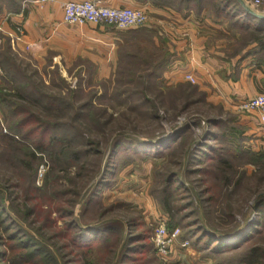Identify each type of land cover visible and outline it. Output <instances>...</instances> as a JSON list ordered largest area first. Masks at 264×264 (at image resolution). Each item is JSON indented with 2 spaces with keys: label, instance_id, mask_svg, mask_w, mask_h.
<instances>
[{
  "label": "rangeland",
  "instance_id": "rangeland-1",
  "mask_svg": "<svg viewBox=\"0 0 264 264\" xmlns=\"http://www.w3.org/2000/svg\"><path fill=\"white\" fill-rule=\"evenodd\" d=\"M244 1L255 11L264 7L263 0L258 7H254L251 0ZM223 18L228 19L224 15ZM154 27L147 20L142 28L136 29L139 30L136 36L124 43L121 50V55L125 56L119 61L122 74L108 79H99L91 63L82 58L73 60L50 49L36 54L30 47L22 49L16 42L2 37L0 65H11L19 78L27 79L44 95L39 97L40 108L30 107L18 99L13 102L45 123L58 126L55 131L66 132L71 141L70 152L79 154L78 167L56 173L55 178L62 187L57 197L54 194L51 197L44 192H25L29 187V174L23 162L29 159L26 157L29 152L27 149L14 152L6 145L7 141H0V154L4 155L2 160L0 156V205L19 229L52 252L60 264L74 258L67 248L66 227L71 222L83 228L113 223L120 226V231L110 236L113 252H94L89 258L94 264H118L125 247L124 236L131 233L145 234V243L151 247L147 255L136 260L137 264H240L249 249L264 250V206L260 213L255 209L257 203L264 200V160L243 154L220 138L231 135L233 130L241 132L244 128L240 118L246 113L239 108L234 111L225 107L212 99L210 91L196 84L166 83L162 79L161 63L169 58V47L161 27ZM239 31L247 38L253 36L246 30L239 28ZM12 71H4L0 66V86L7 93H14L16 88L13 81L7 82ZM46 98L60 100L61 104L54 105L60 107L52 106L49 113L42 111ZM4 113L7 121L3 122L1 132L7 134L17 118H11L6 108ZM210 120L219 125L211 127ZM183 128H186L184 141L171 146L172 154L165 151L162 157H140L131 142H125L119 155L111 157V148L118 140L159 143ZM211 134L217 138V141L209 140L218 148L214 156L222 154L229 164L223 169L219 161L207 159L203 166L190 165L188 159L192 150L204 144ZM247 139L244 151L264 156ZM25 144L34 147L31 139L25 140ZM108 162L113 169L107 186L86 210L91 190ZM36 166L35 185L41 187L53 166L47 155L36 161ZM196 167H201L204 173L191 170ZM171 175L177 176L182 186L180 199L171 203L174 220L159 200L165 181ZM74 191L79 195L72 194ZM74 201L76 205L72 206ZM20 209L23 213L32 210L34 215H16ZM68 212H73V216L65 217ZM161 218L168 221V227L172 220L174 227L169 229L180 232L179 246L176 245L178 256L170 263L156 256L152 244L155 226ZM130 222L134 223L133 227ZM257 223V229L239 247L216 253L204 245L205 231L222 238ZM198 237L202 241L195 245ZM183 241H188L190 246L181 248ZM4 249L0 243V251ZM124 261L133 263L132 259Z\"/></svg>",
  "mask_w": 264,
  "mask_h": 264
},
{
  "label": "crops",
  "instance_id": "crops-1",
  "mask_svg": "<svg viewBox=\"0 0 264 264\" xmlns=\"http://www.w3.org/2000/svg\"><path fill=\"white\" fill-rule=\"evenodd\" d=\"M100 1L114 8L142 7L148 23L155 26L153 29L161 27L169 47V58L162 69L166 83L185 82L184 75L192 74L197 87L210 91L212 99L234 111L240 101L264 93V20L249 18L253 26L263 30L252 34L250 27H244L242 30L253 35L247 38L233 24L235 18L225 21L218 16L211 1L204 4L194 1L187 7L185 3L176 7L175 3L158 0ZM237 1L264 16V7L255 11L244 0ZM240 19L244 20V15ZM18 27L24 29L16 42L18 47L28 46L36 54L50 49L73 60L82 58L91 63L99 79L115 75L121 48L131 39L130 32L136 30L67 25L58 2L0 0L1 36L14 42ZM240 122L249 142L264 153V123L254 113L243 114ZM177 256L176 250L174 259Z\"/></svg>",
  "mask_w": 264,
  "mask_h": 264
},
{
  "label": "trees",
  "instance_id": "trees-1",
  "mask_svg": "<svg viewBox=\"0 0 264 264\" xmlns=\"http://www.w3.org/2000/svg\"><path fill=\"white\" fill-rule=\"evenodd\" d=\"M145 1V0H139ZM162 3H175L176 7H181L183 4H186V7L191 2H196L198 4H203L205 1L209 0H158ZM212 1V0H211ZM213 8L218 14V16L223 15L228 18V20H232L235 18L236 21L233 23L235 26L243 29L251 28L252 34H257L261 32L263 29L260 26H253L249 18H254L249 12L248 7L244 4H240L237 0H226L225 2L222 0H213ZM250 10V9H249ZM244 15V20L240 19L241 16ZM256 20V19H255ZM139 30L131 31V39L134 38L135 33H138ZM130 39V40H131ZM130 42V41H129ZM122 50V48H121ZM128 58L130 56L126 55ZM124 55H121L119 61L124 58ZM167 59L162 61L161 69H163L167 63ZM164 62V63H163ZM4 71L13 70L11 65L5 66L1 63L0 65ZM7 67V68H6ZM121 68H119L115 73L121 75ZM14 71V70H13ZM9 74L10 80L7 82L13 81L15 84L14 93H7L3 87L0 86V141H7V146L14 152L19 150H28V154H26L27 161L23 162V168L29 174V187L25 192H44L49 193V196L57 197L59 193V189L62 187L55 178L56 173L60 170H69L72 167H78L76 162L79 160L78 153L70 152V143L66 137V132H57L54 129L57 127L55 125H51L45 123L29 110L25 108L19 107L20 104L13 102V99H18L21 102H24L30 107L40 106L39 97L43 98V94L40 93L35 87H33L30 83L27 82V79L19 78L16 73ZM11 75V76H10ZM27 82V83H25ZM197 87V86H196ZM46 104L42 107V111L49 113L50 108L55 104L60 103V100H50L46 98ZM61 104V103H60ZM55 108H59L60 106H54ZM8 111L11 118H17V120L10 126V132L7 134H3L1 131L3 122H6V114L4 113V109ZM40 108V107H39ZM57 118V117H56ZM209 124L211 127H216L219 125V122L215 120H210ZM186 128H183L176 132L170 138H167L159 143L152 142H141L137 139H123L116 141L111 148V157H115L119 155V149L122 147L125 142H131L132 148L136 154L140 155V157H162L165 155V151H168L169 154H172L171 146L176 144L177 146L184 141V133ZM19 135L21 136V140L19 139ZM222 142L227 141L232 147H235L239 152L243 154H247L250 157L256 160H264L263 155L253 154L249 152H245L244 150V141L247 139L245 136V130L243 129L241 132L233 130L232 134L228 136H221ZM31 139L32 145L34 147H29L25 144V140ZM216 140V135H210L204 142V144H200L196 149L192 150L189 155L188 162L190 165H199L203 166V163L209 159L210 162L219 161L223 166V169L229 164L227 158L224 156H214V153L218 152V148H215L211 145L209 140ZM248 140V139H247ZM241 142V143H238ZM92 145V144H91ZM162 147V148H161ZM33 148V149H31ZM228 151V149H227ZM212 153V154H211ZM40 155V156H39ZM43 155H47L49 158L53 168L50 173H48L44 179L43 185L38 187L35 185V179L37 175V166L36 161L41 160ZM1 160L4 159V155L0 154ZM111 162L105 164L103 169L102 176L100 179L94 184L91 194L88 197L85 205V209L87 210L94 198L101 194L104 188H106L108 183V176L112 174ZM192 171H198L196 173L203 174L201 167H196L191 169ZM93 177V176H92ZM177 176L171 175L165 181V186L161 192V201L162 206L165 210L171 215V219L174 220V211L171 208V203L175 202L180 193V189L182 188L179 180L176 179ZM72 194L79 195L78 192L74 191ZM37 197V196H36ZM35 197V198H36ZM49 199V198H48ZM27 200V199H25ZM51 199H49L50 201ZM76 202L72 203V206H75ZM264 206V200L259 201L255 207L256 212L260 213L261 208ZM21 209H24L25 205L21 206ZM27 208V206H26ZM18 210L16 215L31 217L34 215L32 210L23 211ZM73 212H68L65 217H72ZM6 214L4 208L0 205V243L5 247L3 251H0V264H60L56 259H54V254L43 247L37 240L32 238L31 235L23 232L14 221L11 220ZM169 223V227L173 228V221ZM131 227L134 226V223H129ZM117 223L113 224H103L100 226L92 227V228H83L80 225L74 224L73 222L69 223L66 229L67 237H68V246L70 253L74 255V258L70 260V262L64 261V264L73 263V264H94V261L90 260L94 252H99L104 250V253L113 252V249L110 248L112 245L110 243V236L117 234L120 231V226H115ZM258 223L252 226H247L242 231H235L233 236H229L225 234L222 238H218L215 234L205 231L203 236L206 237V242L204 245L208 247L210 251L214 250L216 253H224L227 250H231L233 248L239 247L240 244L244 243L257 229ZM203 229V228H202ZM20 231H22L20 233ZM233 233V232H232ZM125 235V233H124ZM126 237L125 247L121 252L118 264H125L124 260L132 259V264L135 263L136 260H141L144 255H147L150 250V244L145 243L147 240V236L143 233L129 234ZM107 239V240H106ZM202 241V238L198 237V239L194 242L195 245L199 244ZM107 244V245H106ZM153 244V243H152ZM146 253V254H145ZM263 256V257H261ZM141 258V259H140ZM264 258V250L259 247L251 248L247 251V254L244 255L240 264H262L261 261ZM262 259V260H261ZM75 262V263H74Z\"/></svg>",
  "mask_w": 264,
  "mask_h": 264
},
{
  "label": "built area",
  "instance_id": "built-area-1",
  "mask_svg": "<svg viewBox=\"0 0 264 264\" xmlns=\"http://www.w3.org/2000/svg\"><path fill=\"white\" fill-rule=\"evenodd\" d=\"M254 7H258L260 0H251ZM39 4L58 2L64 14V23L70 26L106 25L118 30H133L142 28L148 20L146 10L142 7H109L100 0H36ZM14 42H19L24 29L18 27ZM3 40L0 32V48ZM184 80L196 84L192 74H185ZM238 108L245 113H254L261 123H264V93L240 101ZM179 230H170L168 221L161 218L155 226L152 243L156 256L170 263L176 253ZM190 246L188 241L180 243L181 248Z\"/></svg>",
  "mask_w": 264,
  "mask_h": 264
},
{
  "label": "water",
  "instance_id": "water-1",
  "mask_svg": "<svg viewBox=\"0 0 264 264\" xmlns=\"http://www.w3.org/2000/svg\"><path fill=\"white\" fill-rule=\"evenodd\" d=\"M248 12L256 19L264 20V16L248 9Z\"/></svg>",
  "mask_w": 264,
  "mask_h": 264
}]
</instances>
